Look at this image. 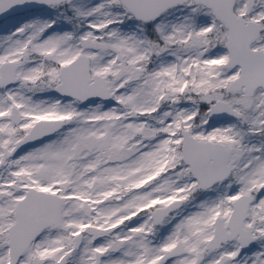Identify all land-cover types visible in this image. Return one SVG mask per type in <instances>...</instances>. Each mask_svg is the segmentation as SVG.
<instances>
[{
  "label": "snow or ice",
  "instance_id": "obj_1",
  "mask_svg": "<svg viewBox=\"0 0 264 264\" xmlns=\"http://www.w3.org/2000/svg\"><path fill=\"white\" fill-rule=\"evenodd\" d=\"M0 264H264V0H0Z\"/></svg>",
  "mask_w": 264,
  "mask_h": 264
}]
</instances>
